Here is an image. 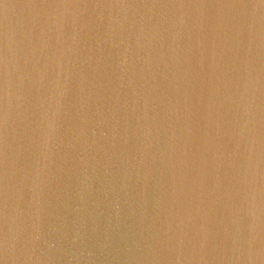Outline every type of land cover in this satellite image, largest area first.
<instances>
[{"label": "water", "instance_id": "1", "mask_svg": "<svg viewBox=\"0 0 264 264\" xmlns=\"http://www.w3.org/2000/svg\"><path fill=\"white\" fill-rule=\"evenodd\" d=\"M64 4L92 23L49 41L39 21ZM95 5L130 7L109 25ZM248 5L264 0H0V241L6 164L25 221L0 264H264V14L236 15ZM50 79L68 90L46 148Z\"/></svg>", "mask_w": 264, "mask_h": 264}, {"label": "clouds", "instance_id": "2", "mask_svg": "<svg viewBox=\"0 0 264 264\" xmlns=\"http://www.w3.org/2000/svg\"><path fill=\"white\" fill-rule=\"evenodd\" d=\"M95 9H109L107 17V23L111 25L114 17H119L121 14L127 19L128 5H95L92 6ZM227 7V6H224ZM89 6L79 4H64L56 6V11L49 14L47 17L42 18L39 23L41 24L42 30L47 29L49 33V41L52 39V33L55 30H67L71 29L72 33L77 31H83L91 23V15L88 12ZM264 14V5H248L244 7L242 12H237L236 15L243 17L247 21H255L258 16ZM138 19L142 22L143 16H139ZM193 17L181 10L174 14L170 18V23L175 25L177 23L181 25H187L192 21ZM11 44L6 43L5 53V76H6V87L5 95L8 106H11L14 98L12 91V81L9 79L11 72L9 70L10 65L13 63L11 56ZM41 87H43V80H41ZM68 90L67 82L63 84L59 79H50L49 86L46 94L39 97V104L42 109V120L46 126V133L44 139V146L47 148L51 134L55 131L61 114L62 98ZM7 119V117H6ZM12 191L13 186L9 172L5 170L4 180V233L3 239L0 241V248H2L5 257L14 256L19 250L20 241L24 236L25 221L19 213L17 207L12 202Z\"/></svg>", "mask_w": 264, "mask_h": 264}]
</instances>
